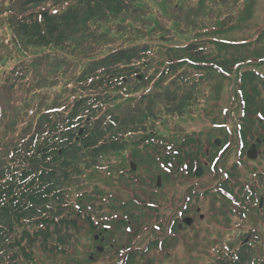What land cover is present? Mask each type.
<instances>
[{"label": "trees", "instance_id": "obj_1", "mask_svg": "<svg viewBox=\"0 0 264 264\" xmlns=\"http://www.w3.org/2000/svg\"><path fill=\"white\" fill-rule=\"evenodd\" d=\"M149 1L0 0V264H45L56 250L72 248L80 228L95 229L104 211L116 210L112 196L97 189L115 177L111 159L125 143L153 152L158 135L148 121L160 117L157 109L177 114L190 101L186 89L205 87L201 70L228 75L225 61L212 56L218 47L250 46L220 39V22L210 23L235 17L228 4L239 0H175L181 5L170 3V16L165 0L158 12ZM161 19L173 25L167 34L181 35L182 23L188 37L198 32L185 47L169 48L178 57L168 56L163 71L145 43L164 38L154 29ZM230 58L236 67L244 63ZM249 74L264 78L244 71L240 81ZM251 94L244 92L248 116ZM245 141L243 133L241 150ZM254 179L264 189V172ZM262 245L252 257L239 255L249 243L235 259L227 251L222 264H264Z\"/></svg>", "mask_w": 264, "mask_h": 264}, {"label": "rangeland", "instance_id": "obj_2", "mask_svg": "<svg viewBox=\"0 0 264 264\" xmlns=\"http://www.w3.org/2000/svg\"><path fill=\"white\" fill-rule=\"evenodd\" d=\"M166 1V6L162 4L163 11L170 16L168 5L176 1ZM149 3L153 7L151 11L162 9L158 0ZM228 6L235 17H221L218 22L210 23L220 22V39L247 41L250 46L225 51L218 47L221 52L216 50L212 56L225 61L223 67L228 75L201 70L205 78H200L198 83L206 84L205 87L195 91L192 90L195 86L186 89L190 101L180 105L177 114L157 109L160 117L148 121L149 128L154 127L158 135L151 140L155 151H146L142 146L128 147L125 143L123 150L111 159L115 177L109 186L97 185L98 192L112 196L110 205L116 210L104 211L106 220L96 221L95 229L90 232L87 227L80 228L75 243H70L72 248L65 247L66 253L63 248L56 250L45 264H222L226 252L230 251L235 259L245 241L249 243L246 249L252 252L242 249L239 255L249 252L252 257L263 247L264 189L253 180L255 174L264 172V78L249 74L241 82L240 75L255 71L264 76V62L256 60L264 58V0H239ZM178 16L176 10L174 19L178 20ZM159 23L154 29L164 32V38L153 35L145 43L150 47L147 57L163 65V71L168 56L178 57L169 48L185 47L198 32L195 30L188 37L187 25L182 23L181 35L167 34L164 29L173 25L169 26L163 19ZM131 45L137 44L129 43L126 47ZM112 49L115 45L107 51ZM230 57L244 63L236 67ZM143 82L148 88L153 83L150 79ZM245 91L250 94L254 91L253 101L247 100L255 104L254 108L246 107L249 116L243 108ZM216 126H222L223 130ZM243 133L246 145L241 150ZM225 145L228 147L224 148ZM251 145L255 146L256 155L248 159ZM125 215L128 219L133 216L130 220L133 222L114 225L126 221ZM183 218H191L193 224L189 228L182 225L183 230L178 232L176 225ZM103 228L110 229L109 236L103 243L94 241V235H102ZM158 241H163L162 248ZM97 247L104 249L102 254L96 252ZM145 248L147 251L143 252Z\"/></svg>", "mask_w": 264, "mask_h": 264}, {"label": "water", "instance_id": "obj_3", "mask_svg": "<svg viewBox=\"0 0 264 264\" xmlns=\"http://www.w3.org/2000/svg\"><path fill=\"white\" fill-rule=\"evenodd\" d=\"M252 152L254 153V149L252 147ZM249 159H253L255 156L251 157V155H248Z\"/></svg>", "mask_w": 264, "mask_h": 264}, {"label": "flooded vegetation", "instance_id": "obj_4", "mask_svg": "<svg viewBox=\"0 0 264 264\" xmlns=\"http://www.w3.org/2000/svg\"><path fill=\"white\" fill-rule=\"evenodd\" d=\"M97 249H99V247Z\"/></svg>", "mask_w": 264, "mask_h": 264}]
</instances>
